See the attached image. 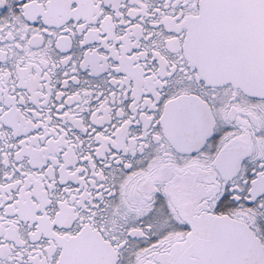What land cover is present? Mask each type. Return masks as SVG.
<instances>
[{
    "label": "snow or ice",
    "instance_id": "obj_1",
    "mask_svg": "<svg viewBox=\"0 0 264 264\" xmlns=\"http://www.w3.org/2000/svg\"><path fill=\"white\" fill-rule=\"evenodd\" d=\"M0 264H264V0H0Z\"/></svg>",
    "mask_w": 264,
    "mask_h": 264
}]
</instances>
